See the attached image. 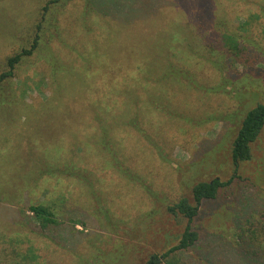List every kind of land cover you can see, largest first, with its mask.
I'll use <instances>...</instances> for the list:
<instances>
[{
    "label": "rangeland",
    "instance_id": "rangeland-1",
    "mask_svg": "<svg viewBox=\"0 0 264 264\" xmlns=\"http://www.w3.org/2000/svg\"><path fill=\"white\" fill-rule=\"evenodd\" d=\"M49 1L0 0V73L39 36L0 83V264H141L178 242L185 219L167 206L215 176L230 182L201 202L198 239L179 257L264 264V252L233 238L264 225V130L249 160L235 168L230 158L245 113L264 103V0ZM125 82L150 99L136 106L145 132L126 127L112 142L140 182L89 150L88 116L124 110ZM55 146L91 171L85 182L43 172ZM37 203L53 207L58 225L40 230L27 210Z\"/></svg>",
    "mask_w": 264,
    "mask_h": 264
},
{
    "label": "trees",
    "instance_id": "trees-1",
    "mask_svg": "<svg viewBox=\"0 0 264 264\" xmlns=\"http://www.w3.org/2000/svg\"><path fill=\"white\" fill-rule=\"evenodd\" d=\"M56 1L57 0H51L49 3ZM46 9L47 5L44 6L43 10ZM38 38V35L33 38L29 48L24 47L17 53L7 57L6 70L0 73V83L9 77H12L15 67L21 61V59L24 56L30 55L33 50L36 49L38 45ZM228 38L231 41L230 42L228 40V44L230 48H232L233 53H235V50L238 49V39L235 38L232 40L230 36H228ZM173 74L174 73H171L170 75ZM142 76L144 77L143 74ZM119 88L122 92V96L124 97L122 101V104L126 107L124 110L113 114L114 118H105L108 113L103 115L101 112H99V110L88 116V134L90 137H92L93 141L97 142V146H92L89 150L91 151L92 148L95 147L100 153L104 151L103 158L99 157L96 161L97 164L101 163L103 169L108 168L107 166L109 165V162L112 163L114 161L115 166L121 173H123L124 178L132 182H140V177L133 175L129 170L126 169V167L122 165L121 161L117 159V151L114 149V144H112V142L115 140V134L123 131L126 127H132L139 133L145 132V129L143 128L144 124L142 122L144 113L136 106L140 107L150 104V99L147 102L137 94L130 96L127 93L128 85L126 82L120 84ZM111 119H113V121H111ZM263 130L264 103H257L247 110L233 139L230 158L235 168L240 162L247 161L251 158L252 144L263 132ZM71 145L73 146V150H75V148H78L81 151L85 149L83 148L82 150L80 142H73ZM56 149L57 152H54L52 149L54 156L51 160L53 162H50V164H45L44 168L42 167L43 172H50L56 175L65 171L66 175L73 176L79 182H85L91 171H86V168L81 166L77 160H74L73 157H71L72 155L67 156V151L64 148L61 152L57 147ZM84 153H86L85 150ZM89 156L94 157L96 155L91 152ZM107 156L109 157L108 160L106 158ZM29 157L36 165L37 158L35 157L34 150L31 151ZM47 157L49 159L48 154ZM60 166L63 167L58 169ZM229 182L230 179L224 181L220 176L212 177L209 180L199 181L193 184L191 187L190 198L187 196H182L173 204L168 205L166 209L168 214L180 215L185 219V225L182 229L178 242L161 253L154 252L149 254L141 264H162V262L165 264H187L179 257V253L181 251L187 250L198 239V234L192 226V221L198 212V207L203 200L215 198L218 190ZM27 208V210L37 219L40 230H46L50 225H58L60 222V220L57 218V213L49 204H30ZM252 230H242V232L246 231L243 235H241V233H237V237H233L236 241L235 245L239 246L243 250L252 251L253 254H257L258 251L264 252V225L262 224L261 229ZM245 239H247L248 242L245 241ZM21 253L23 261L29 259L26 252Z\"/></svg>",
    "mask_w": 264,
    "mask_h": 264
}]
</instances>
